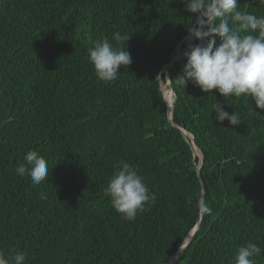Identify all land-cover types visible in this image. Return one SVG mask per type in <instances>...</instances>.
<instances>
[{
    "label": "trees",
    "instance_id": "16d2710c",
    "mask_svg": "<svg viewBox=\"0 0 264 264\" xmlns=\"http://www.w3.org/2000/svg\"><path fill=\"white\" fill-rule=\"evenodd\" d=\"M238 3L264 16V0ZM185 7L183 0H0V252L6 257L23 251L26 264H163L199 221L173 264H234L249 243L262 250L254 264H264V110L250 97L232 98L231 106L192 82L180 86L175 79L184 56L170 70L174 119L195 140L169 117L162 71L194 23ZM117 32L130 39L115 41ZM104 37L132 59L112 82L100 81L87 58ZM190 40L188 34L176 53ZM216 101L242 123L218 122ZM31 150L50 169L38 186L15 172L27 167ZM120 161L138 166L157 195L131 222L104 194ZM203 189L212 211L201 216Z\"/></svg>",
    "mask_w": 264,
    "mask_h": 264
},
{
    "label": "clouds",
    "instance_id": "9594fccd",
    "mask_svg": "<svg viewBox=\"0 0 264 264\" xmlns=\"http://www.w3.org/2000/svg\"><path fill=\"white\" fill-rule=\"evenodd\" d=\"M183 2L185 10L194 16V23L187 29L189 36L199 43L184 53L187 63L176 82L184 88L192 82L203 93L215 97L218 93L231 106L232 98L250 97L256 108L264 110V16L241 11L238 0ZM113 39L128 41L130 37L117 32ZM87 58L96 77L103 82L117 80L119 68L132 63L130 52L123 47H114L107 37L93 42ZM225 106L217 101L212 105L215 119L220 123L227 120L232 126L242 123L239 114L236 111L230 114ZM24 160L27 167L17 165L16 174L23 177L27 173L37 186L46 182L50 169L45 158L31 150ZM104 194L110 197L114 210L129 222L139 213L150 210L157 200V195L139 174L138 166L124 161H120L108 178ZM199 210L204 214L212 211L207 203H201ZM261 251L256 244L241 246L234 264H254L253 257L259 256ZM0 264H26V255L23 251H13L6 257L0 252Z\"/></svg>",
    "mask_w": 264,
    "mask_h": 264
},
{
    "label": "water",
    "instance_id": "95a60500",
    "mask_svg": "<svg viewBox=\"0 0 264 264\" xmlns=\"http://www.w3.org/2000/svg\"><path fill=\"white\" fill-rule=\"evenodd\" d=\"M188 34H189V33H187V34L181 39L180 43L183 41V39H184ZM180 43H179V44L177 45V47L175 48V51L173 52V54H172V56H171V60L165 65L164 70H163L162 72H165V74H166L165 77H166V76L169 77V80H170V87H171V90L173 91V94H174V102H173V105H172V110H169V117H170V119L172 120V123H173L175 126H178V127L182 130L183 134H184L185 136H187V138H188V135L190 134V135L192 136L193 140H195L193 133H191L189 130L185 129L184 127H180V126L176 123V121H175V119H174V104H175V100H176V93H175V90H174V87H173V82H172V79H171V73H170L171 71H170V70H171V66H172V64L176 61V60H173V57H174V55H175L177 49L179 48ZM161 88H162V86H161ZM164 98H165V100H166V97H165V96H164ZM166 101H167V100H166ZM167 104H168V102H167ZM194 143H195V145H192V144H191L192 149H193V153H194V155H198V156L201 158V159H200V162H202V157H203L202 150L200 149V147L198 146V144L196 143V141H194ZM196 148L199 150L200 155H199V153L196 151ZM197 168H198L199 177H200L201 180H202V177H201V165L198 164V165H197ZM202 185H203V184H202ZM203 186H204V185H203ZM203 188H204V187H203ZM202 192H203V193H202L201 203H203V201H204V196H203V194H204V189H203ZM202 214H203V213L201 212V216H202ZM198 228H199V221H198V223L196 224V226L192 229L191 233L186 237L184 243L180 246V248L170 256V258L168 259L167 262H165V263H163V264H173V263H174V262L171 261L172 258H173L174 256H177V255H178V257L180 256V254L183 252V250L187 247V245L190 243V241H191V240L193 239V237L195 236L196 231L198 230Z\"/></svg>",
    "mask_w": 264,
    "mask_h": 264
},
{
    "label": "bare ground",
    "instance_id": "6f19581e",
    "mask_svg": "<svg viewBox=\"0 0 264 264\" xmlns=\"http://www.w3.org/2000/svg\"><path fill=\"white\" fill-rule=\"evenodd\" d=\"M192 40H193V38H191V40H190V42H189V44L188 45H186V46H184V47H187V46H189L190 44H191V42H192ZM180 47V46H179ZM184 47H182V48H180L179 49V51L177 52V53H175V55H174V60L175 59H177V58H179L180 56H181V52H182V49L184 48ZM167 77V79H166V82L164 83H162V89H164V91L166 92V93H168L169 94V96L171 97L172 96V103L171 104H169V102H168V100H167V98H166V100H167V102H168V106H169V108H170V110H172V105H173V102H174V97H173V91L170 89L171 87H170V80H169V77L168 76H166ZM163 94H164V92H163ZM165 96V95H164ZM166 97V96H165ZM171 105V106H170ZM189 136H190V134H189ZM192 145H195V143L193 142V144ZM196 151L199 153V155H200V152H199V150L196 148ZM201 159V158H200ZM178 259V255L177 256H174L173 258H172V262H175L176 260Z\"/></svg>",
    "mask_w": 264,
    "mask_h": 264
},
{
    "label": "rangeland",
    "instance_id": "374dc122",
    "mask_svg": "<svg viewBox=\"0 0 264 264\" xmlns=\"http://www.w3.org/2000/svg\"><path fill=\"white\" fill-rule=\"evenodd\" d=\"M194 40H195V39L192 40V42H191V44H190L189 46L184 47V48L182 49L181 56H180L179 58L185 56L184 53H185L186 51L189 50V48H190V46L192 45V43L194 42ZM179 58H177V59H175V60H178ZM173 60H174V58H173ZM166 79H167V77H165V82H166ZM165 82H164V83H165ZM170 89H171V88H170ZM166 94H167V100H168L169 104H171L172 101H173V100H172V96L170 97L168 93H166ZM173 97H174V95H173ZM170 106H171V105H170Z\"/></svg>",
    "mask_w": 264,
    "mask_h": 264
}]
</instances>
